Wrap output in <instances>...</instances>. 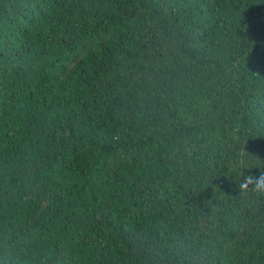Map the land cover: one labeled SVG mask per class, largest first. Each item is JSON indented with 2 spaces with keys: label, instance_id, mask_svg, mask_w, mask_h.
Returning a JSON list of instances; mask_svg holds the SVG:
<instances>
[{
  "label": "trees",
  "instance_id": "obj_1",
  "mask_svg": "<svg viewBox=\"0 0 264 264\" xmlns=\"http://www.w3.org/2000/svg\"><path fill=\"white\" fill-rule=\"evenodd\" d=\"M0 264H264V0H0Z\"/></svg>",
  "mask_w": 264,
  "mask_h": 264
}]
</instances>
